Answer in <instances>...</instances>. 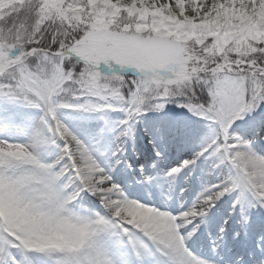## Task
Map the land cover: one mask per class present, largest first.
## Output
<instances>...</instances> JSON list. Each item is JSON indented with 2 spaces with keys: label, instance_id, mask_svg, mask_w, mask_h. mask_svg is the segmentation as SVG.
I'll use <instances>...</instances> for the list:
<instances>
[{
  "label": "snow or ice",
  "instance_id": "1",
  "mask_svg": "<svg viewBox=\"0 0 264 264\" xmlns=\"http://www.w3.org/2000/svg\"><path fill=\"white\" fill-rule=\"evenodd\" d=\"M262 17L264 0L0 8V264H264Z\"/></svg>",
  "mask_w": 264,
  "mask_h": 264
},
{
  "label": "bare ground",
  "instance_id": "2",
  "mask_svg": "<svg viewBox=\"0 0 264 264\" xmlns=\"http://www.w3.org/2000/svg\"><path fill=\"white\" fill-rule=\"evenodd\" d=\"M141 135H142V134H141ZM197 148H198V141H195V142H193V143L190 145V147H189L188 150H186V151H184V152H173V153L169 156V158H168V163H169V164H170V163H173V162L179 160L180 158H182V156H184L183 158H186V157L190 154L191 151H194V150H196ZM178 162H179V161H178ZM178 162H175V163L177 164ZM137 163H139V161H137L136 164H137ZM149 163H150V162H149ZM176 164H175V165H176ZM175 165H172V166H175ZM146 166H147V165H146ZM149 171H151V169H149ZM185 175H186V174H185ZM180 187H184V177H183V176H181V177L179 178L178 182H177V193L179 192V188H180ZM189 189H190V192L187 193L186 196L189 197V202H190V201H191V198L195 196L196 191L199 190V184H198L197 179H196V174H194V175L192 176V179H191V187H190ZM222 209L225 210V208L222 206V207H221V211H220L221 213H219V212H218V213H214L213 216H212V219H211L210 224L207 225V226H205V227H208V228H210V229L212 230V228L215 229L216 227L219 226V224H220V219H221V217H222V216L224 215V213H225V211H222ZM234 226H236V225H235V221H233V223H231L230 227L228 228V231H233V230H235V227H234ZM228 246H232V240H231V241L228 240V241L225 243L223 249H225V248L228 247ZM223 249H222V250H223ZM239 252H240V251H236V252L231 253V254H228V255L238 254ZM228 255H225L226 258H227Z\"/></svg>",
  "mask_w": 264,
  "mask_h": 264
},
{
  "label": "rangeland",
  "instance_id": "3",
  "mask_svg": "<svg viewBox=\"0 0 264 264\" xmlns=\"http://www.w3.org/2000/svg\"><path fill=\"white\" fill-rule=\"evenodd\" d=\"M13 2H14V0H0V8L6 6L7 4H11V3H13ZM258 23H264V17H262L261 20H260ZM256 26H258V25H256ZM169 108L174 109V111H175L176 113H179V112H180V109H176V108H175V105H169ZM141 134H142V131H141ZM141 137H142V135H141ZM146 147L150 148V145H148V146H146ZM129 156H131V152H129ZM183 157H184V156H182V158H183ZM133 159H134V158H133ZM179 160H180V159H179ZM179 160H177V161H175V162H178ZM175 162L170 163V165H174ZM136 166L138 167V166H139V163H137ZM128 179H131V175H130V174H129V176H128ZM189 191H190V189H189ZM189 191H188V192H189ZM222 211H225V210L222 209ZM219 213H220V212H219Z\"/></svg>",
  "mask_w": 264,
  "mask_h": 264
}]
</instances>
